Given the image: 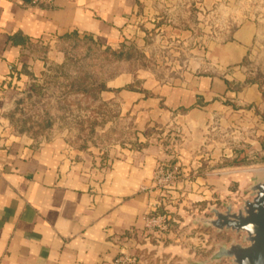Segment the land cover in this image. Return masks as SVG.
<instances>
[{
	"label": "crops",
	"instance_id": "1",
	"mask_svg": "<svg viewBox=\"0 0 264 264\" xmlns=\"http://www.w3.org/2000/svg\"><path fill=\"white\" fill-rule=\"evenodd\" d=\"M76 38L112 49L147 50L152 41L174 59L165 74L174 81L148 74L128 90L135 79L124 70L98 98L133 114L142 131L173 138L177 130L180 145L142 133L139 141L152 137L150 144L82 151L67 131L45 132L60 125L56 118H27V101L43 100L52 66L68 61L62 45ZM257 57L264 58V0H0V264H110L122 252L136 264L189 261L185 238L144 233L160 198L153 172L159 164L181 168L175 203L223 199V145L214 149L210 136L236 118L235 105L260 102L259 82L248 80ZM201 172L216 175L204 180Z\"/></svg>",
	"mask_w": 264,
	"mask_h": 264
},
{
	"label": "rangeland",
	"instance_id": "2",
	"mask_svg": "<svg viewBox=\"0 0 264 264\" xmlns=\"http://www.w3.org/2000/svg\"><path fill=\"white\" fill-rule=\"evenodd\" d=\"M62 46L66 49L68 61L61 67L52 66L49 79L43 84L48 87L42 96L43 100L27 101L31 106L26 113L27 118H40L45 124L52 123V118H56V123L60 122V125L57 124L55 128L48 125L45 132L54 135L67 131L71 146L82 151L111 150L117 154L122 148L132 150L140 145L142 147L150 144L149 139L152 137L145 143L139 141L142 133L146 137L152 134L154 138L159 136L158 139L163 140V143H167L171 148L173 146L170 145V141L173 138V144L180 145L181 137L177 135L179 134L177 130L173 129L176 134L173 138L163 135V131L150 129L142 131L138 128L133 114H123L117 106L106 107L98 98L100 90L105 88L106 83L124 70L131 71L135 79L131 86H140L148 74H157L159 81L169 79L174 81L175 76L165 74L170 72L175 61L165 55L163 49L156 47L155 42L151 41L147 50L139 48L136 44H129L123 49H112L96 45L91 40L77 38L67 40ZM248 71L254 75L248 80L258 81L260 84V102L241 107L235 105V111H239L236 112V118L228 120L223 131L217 130V133L210 136V144L214 149L218 145H223L220 149L224 159L221 167L222 174L228 176L229 182L227 181L226 185L229 191L223 195V199L215 202L187 199L184 202L166 205V212L172 215V223L165 236L173 232L175 239L185 238L191 249L189 261L180 258L179 262L164 261V264H194L206 261L217 251L218 245L229 246L232 241L243 242L242 234L232 231L218 233L212 227H204L200 219L212 217V207L224 210L228 204L234 208L241 206L246 198H250V186L264 176V58L249 60ZM224 103L229 106L231 101L226 99ZM41 108L48 110L45 113L40 112ZM208 152L201 151L199 156L204 153L205 156ZM203 157L198 159L202 164ZM217 157L215 155L211 160H216ZM198 174L201 178L204 177V180L216 175L214 172ZM189 178L192 181L193 174L188 176L186 181L190 180ZM241 178L251 181L242 185ZM175 218L180 220L178 225L174 222ZM211 264H232V261L230 258H223L220 262Z\"/></svg>",
	"mask_w": 264,
	"mask_h": 264
},
{
	"label": "water",
	"instance_id": "3",
	"mask_svg": "<svg viewBox=\"0 0 264 264\" xmlns=\"http://www.w3.org/2000/svg\"><path fill=\"white\" fill-rule=\"evenodd\" d=\"M249 194L250 198L238 208L231 204L224 210L212 207L213 216L200 219L204 227H212L218 233L232 231L242 234L243 242L218 245L209 260L194 264L218 263L223 258H230L232 264H264V176L250 186Z\"/></svg>",
	"mask_w": 264,
	"mask_h": 264
},
{
	"label": "built area",
	"instance_id": "4",
	"mask_svg": "<svg viewBox=\"0 0 264 264\" xmlns=\"http://www.w3.org/2000/svg\"><path fill=\"white\" fill-rule=\"evenodd\" d=\"M54 0H32L34 5H49ZM182 175V170L179 166H168L159 164L153 172V187L152 190L159 194L160 198L152 205L151 212L146 215L145 230L146 235H151L154 238H163L169 232L172 215L166 212V205L174 203V199L170 196L172 190L177 186ZM163 207L164 210L159 209ZM137 259L124 252L115 258L110 264H136Z\"/></svg>",
	"mask_w": 264,
	"mask_h": 264
},
{
	"label": "trees",
	"instance_id": "5",
	"mask_svg": "<svg viewBox=\"0 0 264 264\" xmlns=\"http://www.w3.org/2000/svg\"><path fill=\"white\" fill-rule=\"evenodd\" d=\"M126 89H128V90H132V89H134V87L131 86V85H128V86H126Z\"/></svg>",
	"mask_w": 264,
	"mask_h": 264
}]
</instances>
